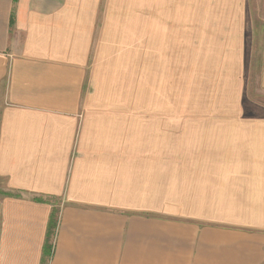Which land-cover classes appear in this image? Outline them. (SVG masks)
I'll list each match as a JSON object with an SVG mask.
<instances>
[{"label": "crops", "instance_id": "0c3cea01", "mask_svg": "<svg viewBox=\"0 0 264 264\" xmlns=\"http://www.w3.org/2000/svg\"><path fill=\"white\" fill-rule=\"evenodd\" d=\"M251 4L0 0V264H264Z\"/></svg>", "mask_w": 264, "mask_h": 264}, {"label": "rangeland", "instance_id": "374dc122", "mask_svg": "<svg viewBox=\"0 0 264 264\" xmlns=\"http://www.w3.org/2000/svg\"><path fill=\"white\" fill-rule=\"evenodd\" d=\"M251 1V14H252V23L254 24L262 23L264 18V0H250ZM249 44H252L253 47V35L248 37ZM256 59H259V51L255 54ZM253 56V54H252ZM255 61V60H254ZM251 75V71L249 72ZM258 69L257 67L252 71V76L250 77L249 91L247 94L248 106L254 109H257L259 114H264V90H262L258 85ZM138 93H135L134 96ZM145 94V93H144ZM146 99L137 100L134 99V107H145ZM2 185V183H0Z\"/></svg>", "mask_w": 264, "mask_h": 264}, {"label": "trees", "instance_id": "16d2710c", "mask_svg": "<svg viewBox=\"0 0 264 264\" xmlns=\"http://www.w3.org/2000/svg\"><path fill=\"white\" fill-rule=\"evenodd\" d=\"M3 195L4 196H10V197H19L20 193L6 192V193H3ZM36 200L43 201L42 198H37ZM56 225H57V218L55 217V214H54V215H52V218L50 221V226H49V231H48V239H47V243L45 246V255L46 256H48L52 253V249H53L52 240H53V237L55 234Z\"/></svg>", "mask_w": 264, "mask_h": 264}]
</instances>
